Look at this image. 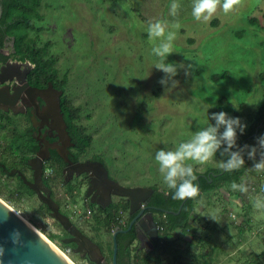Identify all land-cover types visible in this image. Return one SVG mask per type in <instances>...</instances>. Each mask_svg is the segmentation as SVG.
I'll use <instances>...</instances> for the list:
<instances>
[{"label":"rangeland","instance_id":"1","mask_svg":"<svg viewBox=\"0 0 264 264\" xmlns=\"http://www.w3.org/2000/svg\"><path fill=\"white\" fill-rule=\"evenodd\" d=\"M172 2L42 0L38 10L43 18L33 20L40 30L29 31L31 36L37 35L39 44L47 39L53 41L51 52L57 59L59 76L67 77L66 93L82 107L78 122L93 140L81 157L102 158L109 174L121 185L165 188L168 184L155 160L159 148H172L190 138L196 129L206 125L208 112L225 110L238 115L247 122V129L255 121L264 96V0H237L227 12L222 8L223 0H218L209 21L192 15L193 0H177L179 8L172 15ZM155 19L168 21L165 36L168 31L176 33L173 51L166 58L151 51L163 39L149 36L148 23ZM158 63L183 65L175 87L161 85L164 73L156 67ZM213 74L220 76L213 78ZM221 98L228 104L218 106ZM260 128L259 135L264 133V124ZM10 131L6 132L0 122V161L5 166L11 154L4 151L7 145L12 147ZM255 138H249L247 144H255ZM245 157L248 167L242 183L247 184L248 191L220 186L197 196L195 212L200 218L192 225L200 227V236L199 229L193 244H189L193 231L180 233L176 252L167 257L161 254L163 264L206 258L209 264H255L256 259L264 264V254L259 259L255 255L264 249V208L254 203L257 197L264 196V171H257L253 161ZM219 161L214 157L206 162H189L204 171L219 166ZM14 171L0 167V199L73 264H89L66 246V230L37 194L20 184ZM26 172L30 176V171ZM63 180L54 172L48 176L61 211L101 245L103 255L110 261L113 227L96 222V217L101 220L103 216L87 204L79 181L65 186ZM88 208H92L90 215L86 214ZM126 215L122 214V223ZM135 252L132 246L131 264L138 263Z\"/></svg>","mask_w":264,"mask_h":264},{"label":"trees","instance_id":"2","mask_svg":"<svg viewBox=\"0 0 264 264\" xmlns=\"http://www.w3.org/2000/svg\"><path fill=\"white\" fill-rule=\"evenodd\" d=\"M41 3L42 0H0V8L2 10L0 28L3 25L8 28V31L14 36L13 46L15 47L16 52L19 53L21 57L28 58L30 62L33 63L34 66L30 73V76H33L32 82L30 81L32 84L44 86L47 84V81H52L55 86L63 87L67 82V77L65 75L62 77L59 76V70L56 67L57 59L51 52L53 41L47 39L39 44L37 35H29L30 30L36 32H39L40 30V27H36L34 25L33 20H40L43 18V14L38 10ZM250 20L256 21L255 18ZM219 76V74L212 75L213 78H218ZM222 76H225V72L222 73ZM226 104H228V102L225 99H219L218 106H225ZM60 106L64 121L67 124L72 141L74 142V146L77 148L76 154L78 155L84 153L86 149L91 146L93 136L87 131V128L84 125L78 122L81 118L82 107L73 103L70 96L65 92L61 97ZM255 116V121L251 123V125L245 129L242 134H239L238 143L240 145L247 143L248 139L251 137H257L261 131L260 124H264V96L259 101ZM215 158L221 160L223 157L217 153ZM99 159L104 162L102 158ZM193 166L197 175L195 182L199 185L200 191L196 196L188 197L182 204L178 213L175 212L178 210L180 203L184 198H174L173 192L175 189L169 186L159 188L157 185H150L153 188V191L148 198L147 203L150 206L157 207V209L150 210L159 215L157 225L162 226L163 229L162 231L158 230V236L152 240V248L146 249L143 253H138V245L134 246V249L136 250L134 256L138 260V263L136 264H163L160 259L162 253L166 254L167 257L171 252H176L177 246H175L173 241L169 239L171 235H175L176 230H179L180 233H189V231L192 230L193 233L189 235L192 236V240L189 239L187 243L193 244L195 237L194 234L196 233V227L192 225L193 220H195V217L192 216V213H195V198L202 192H209L210 190L216 189L220 186L230 187L233 181L242 183V177L248 167V160L245 157V164L241 168L234 169L232 171H225L219 166L209 167L204 171H200L195 167V165ZM200 173L204 176L199 175ZM211 173H215V176L213 177ZM110 177L112 176L110 175ZM209 179H211V182H209ZM19 181L20 184L28 191L34 192L21 179H19ZM47 182L48 181H46V183ZM68 190H72V187L70 186ZM52 198H54V196H52ZM121 199L123 202L117 206L110 203L106 209L100 208L99 211L103 217L101 220L96 217V222H100L108 228L111 220L116 219V217H118L119 220L120 211L127 214L129 203L124 197H121ZM55 200L60 206V202L57 199ZM90 207H92L91 204ZM46 209L49 210L47 206ZM162 209L170 210L171 212H164ZM133 216L134 214H127L123 224H119V221H117L116 224H114L112 231H114L116 227L126 228ZM248 220L249 219H246V221ZM135 240L136 232L133 227H131L127 232L117 233V264H131V245L135 242ZM66 246L73 248L75 243L69 242ZM99 246L101 247L100 244ZM112 249L113 240L111 234L110 261L107 260V264H111ZM203 254L205 255L207 253L204 252ZM261 254H264V249L262 252L255 254L256 258L259 259L263 256ZM253 258L255 257L253 256ZM254 260L255 259L252 261ZM177 264L209 263L207 259H202L201 261L180 260ZM255 264H259L257 259Z\"/></svg>","mask_w":264,"mask_h":264},{"label":"water","instance_id":"3","mask_svg":"<svg viewBox=\"0 0 264 264\" xmlns=\"http://www.w3.org/2000/svg\"><path fill=\"white\" fill-rule=\"evenodd\" d=\"M1 15V8H0ZM28 84V83H24ZM39 96H43L45 91H50V99L44 97L47 108L53 109L59 122L65 127V122L60 111L59 94L51 83L47 88L40 89L31 87ZM52 110V111H53ZM66 132V131H65ZM70 137L68 136V139ZM42 158L36 156L30 162L33 170L31 180L18 171L22 181L30 187L48 207L49 212L61 226L66 230L68 236L63 238L64 243L73 242V250L87 257L89 260L99 264L104 260V255L97 242L84 233L76 224H74L68 215L60 210L57 201L52 198L50 189L42 181ZM74 171L77 175L87 173L90 177L89 186L86 194L93 192L98 195V199L91 200L93 203L105 207L112 201V196L125 197L128 200V213L134 214L126 228H118L112 233L113 249L111 264H117V242L116 235L119 232H127L131 227L135 229L136 240L140 242L142 248H152V240L158 236L156 221L153 218V212L150 209L157 207L147 205L149 196L153 188L151 186H125L118 183L109 176L108 170L102 161L86 160L77 162L74 165ZM199 175L204 176L202 173ZM185 197L178 210L184 201ZM148 210L147 212H145ZM164 212L170 210L162 209ZM18 232L19 235H14ZM0 264H72L58 250H56L44 236L40 234L28 221L19 215L14 209L0 199Z\"/></svg>","mask_w":264,"mask_h":264},{"label":"flooded vegetation","instance_id":"4","mask_svg":"<svg viewBox=\"0 0 264 264\" xmlns=\"http://www.w3.org/2000/svg\"><path fill=\"white\" fill-rule=\"evenodd\" d=\"M13 44L14 36L3 25L0 28V75L4 68H7V71L2 74L0 79V122H3L6 132H8V129L11 130L8 137L11 139L12 147L9 145L5 146L4 151L11 153L10 160L6 166L5 162L0 161V167L8 170L14 169L15 175L19 179L21 178L18 175V171H21L27 179L30 178L29 180H31L33 170L30 162L36 156L43 157L42 181L50 189L51 196H54V194L48 185V176L50 172H54V174H59L64 179L65 186L71 185L74 181H79L78 184L83 187L85 201L88 198L87 204H91L97 210L100 208L106 209L108 205L102 207L91 201L98 199V195L94 196L93 192L86 194L90 181L89 175L87 173L77 175L73 168L77 162L86 160L100 161L99 157L83 159L81 155L85 152L76 154L77 148L74 146L67 124L65 123V127H63L54 114L55 111L47 108L44 97L50 99L52 96L50 91H45L42 97L37 94L32 97H26L24 92L25 88L31 90V87L45 89L48 83H51L57 91H61L59 94V100L61 101L63 93H66L65 86L67 82L63 87L55 86L52 81H47L44 86L32 84L33 76H30V73L34 65L28 58L21 57L16 52ZM25 82L28 84H24ZM68 136L70 137L69 139ZM8 148L10 151H8ZM48 167L50 168L48 169ZM26 170L30 171V176L27 175ZM211 175L214 177L215 173H211ZM46 181L48 182L46 183ZM209 182H211V179H209ZM155 214L157 213H154L153 218L157 221V215ZM135 241L140 247V242L138 240ZM135 245L132 244L131 247ZM79 255L82 256L80 253ZM83 258L87 259L89 264H97L85 256ZM107 263L108 261L104 256V260L99 264Z\"/></svg>","mask_w":264,"mask_h":264},{"label":"clouds","instance_id":"5","mask_svg":"<svg viewBox=\"0 0 264 264\" xmlns=\"http://www.w3.org/2000/svg\"><path fill=\"white\" fill-rule=\"evenodd\" d=\"M237 0H223L222 8L225 12L231 10ZM218 0H193L192 15L197 20L209 21L215 13ZM179 4L173 0L170 5L172 15L176 14ZM179 27V23L175 24ZM168 21L155 19L148 23L147 31L151 38L163 37L154 44L151 51L155 55L166 58L167 54L173 51V41L176 36L174 31H168ZM156 67L163 71L160 78L163 87H175L178 81V74L183 65L175 63H158ZM247 127V122L238 115H232L225 110L208 112V122L205 126L194 131L190 138L181 140L172 147L159 148L155 153V160L158 161L159 171L163 180L169 187L175 189L174 198L183 199L185 197L196 196L199 185L193 163L206 162L216 156L217 153L223 157L219 161V167L225 171L239 169L245 164V156L253 161L252 167L257 171H264V133L258 135L255 144L240 145L238 143L239 134H242ZM232 188L241 192H247L246 183L232 182ZM255 207L264 208V196L257 197ZM219 222L216 216H209ZM14 235H19L15 232ZM2 251V249H0Z\"/></svg>","mask_w":264,"mask_h":264},{"label":"crops","instance_id":"6","mask_svg":"<svg viewBox=\"0 0 264 264\" xmlns=\"http://www.w3.org/2000/svg\"><path fill=\"white\" fill-rule=\"evenodd\" d=\"M126 186V185H125ZM201 196V195H200ZM115 198V196H113L112 197V201H111V203H112V205H119L120 203H122L123 202V200L122 199H117V200H115L114 199ZM125 198V197H124ZM126 199V198H125ZM127 200V199H126ZM128 201V200H127ZM120 214L121 213H123V212H119ZM128 214V213H127ZM153 215H154V213H153ZM155 215H157L156 217H157V223H158V218H159V215L158 214H155ZM126 217H127V215H126ZM194 217H195V219H199L200 217H199V215H198V212H195L194 213ZM199 217V218H198ZM117 221H119V224H123L122 222H123V219H122V221H120V220H118V217H116V219H113V220H111L110 221V227H114V224H116V222ZM194 221V220H193ZM193 226H195V225H193ZM196 233H197V231L200 229V227H198V225L196 226ZM199 232V235H200V232H201V229L198 231ZM240 233H242V232H240ZM195 235V234H194ZM192 236H190V238H191ZM169 239H171V241H173V243H174V245L175 246H177V244H176V242L177 241H179V239H180V232H179V230H176V232H175V235H171L170 236V238ZM194 239H196V237H194ZM242 241V240H241ZM137 241H135L134 243H133V245L134 244H136V245H138V243H136ZM178 247V246H177ZM146 250V248H142V247H138V253H143L144 251ZM208 252V254H211V251H207ZM206 252V253H207ZM253 257V256H252ZM207 259V258H206Z\"/></svg>","mask_w":264,"mask_h":264},{"label":"bare ground","instance_id":"7","mask_svg":"<svg viewBox=\"0 0 264 264\" xmlns=\"http://www.w3.org/2000/svg\"><path fill=\"white\" fill-rule=\"evenodd\" d=\"M7 71V68H4L3 69V72H2V74H4L5 72ZM2 74L0 75V79L2 78ZM24 92H25V94H26V97H32V96H34V95H36L37 93L34 91V90H30V89H28V88H25L24 89ZM18 97V96H17ZM47 115V114H46ZM41 234V233H40ZM42 235V234H41ZM49 241V240H48ZM50 242V241H49ZM50 244L56 249V250H58V248L55 246V245H53L51 242H50ZM60 253H62L60 250H58ZM62 254H64V253H62ZM68 261H70L72 264H73V262L64 254L63 255Z\"/></svg>","mask_w":264,"mask_h":264},{"label":"built area","instance_id":"8","mask_svg":"<svg viewBox=\"0 0 264 264\" xmlns=\"http://www.w3.org/2000/svg\"><path fill=\"white\" fill-rule=\"evenodd\" d=\"M91 213H92V208H88V209L86 210V214H87V215H90ZM122 214H123V213H121V214H120V217H119V220H120V221H122V218H121ZM157 229L160 230V231H162L163 227L160 226V225H157Z\"/></svg>","mask_w":264,"mask_h":264}]
</instances>
